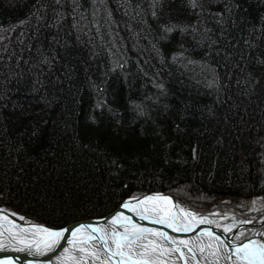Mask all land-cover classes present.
Here are the masks:
<instances>
[{
    "label": "trees",
    "instance_id": "obj_1",
    "mask_svg": "<svg viewBox=\"0 0 264 264\" xmlns=\"http://www.w3.org/2000/svg\"><path fill=\"white\" fill-rule=\"evenodd\" d=\"M195 4L0 0L13 24L0 32V204L57 227L134 191L206 203L252 189L245 127L264 139V46L248 66L231 43L264 36V0Z\"/></svg>",
    "mask_w": 264,
    "mask_h": 264
},
{
    "label": "snow or ice",
    "instance_id": "obj_2",
    "mask_svg": "<svg viewBox=\"0 0 264 264\" xmlns=\"http://www.w3.org/2000/svg\"><path fill=\"white\" fill-rule=\"evenodd\" d=\"M189 4L196 7L195 0H189ZM163 27L166 33H171L176 28L181 32L186 30L178 24ZM175 55L182 56V53ZM257 200L258 198L253 199V207L256 206ZM120 207L130 209L142 219H156L159 223L175 228L176 231H189L200 222L207 221L209 224H217V227L223 228L224 232L230 233L232 228L241 223L233 217L231 223L220 224L216 220L208 219L207 216L183 207L176 212L178 205L172 203L171 197L161 193L128 197L123 200ZM261 207L264 208V204ZM180 214H183V218ZM224 218L222 216L220 219ZM260 219L264 220V216ZM3 221H7L9 227L7 229L0 227V248L24 250L25 246H28L35 248L37 252L50 251L60 243L66 231L63 227H46L44 224H28L20 227L14 220L5 216L3 210H0V222ZM117 225L120 227L118 228ZM70 233L67 246L57 257L60 264H174L172 253H179L185 264H189L188 254L192 253L194 264H201V261L195 257L194 247L199 249L201 259L208 258L209 264H223L225 258L230 264H264V238L256 236V229L236 232L229 247L210 228H203L197 233L198 243L189 247V244L193 243L189 239L174 237L162 229L139 224L131 216L117 210L108 218V223L105 225L78 223L71 227ZM260 235L264 237V231ZM14 260L12 256H0V264H14Z\"/></svg>",
    "mask_w": 264,
    "mask_h": 264
},
{
    "label": "rangeland",
    "instance_id": "obj_3",
    "mask_svg": "<svg viewBox=\"0 0 264 264\" xmlns=\"http://www.w3.org/2000/svg\"><path fill=\"white\" fill-rule=\"evenodd\" d=\"M240 4V3H239ZM120 12H124V9H120ZM116 13H106V16H111L110 19L114 20V15ZM217 16H225L224 14H219ZM236 16V15H235ZM235 19V18H234ZM81 20V19H80ZM13 24H3L2 26H0V32H7V30H9V28H11ZM72 27H74V25L72 24ZM242 32H238L235 35V38H237L236 40H233V42L231 43L232 48L235 50H242L241 53L245 54L247 56V59H249V63H246V65H251L256 63V61H254L253 59L256 58V52L258 48H262L264 46V40H263V35L259 34L258 36L254 34H249L247 37L245 36H240ZM207 34V33H206ZM209 35V34H207ZM261 36V37H259ZM237 41V43H236ZM244 51V52H243ZM189 50L184 47L182 51L178 52V53H182L183 57H179V58H186V54L188 53ZM172 54H176L175 52L170 53ZM197 63V64H196ZM205 62H202V66H200V73L199 75H204L207 72V66L204 64ZM196 64V68L198 67V65L200 64V62L195 61ZM206 66V67H205ZM115 67L113 66V69ZM192 72V71H190ZM246 72V71H245ZM207 75V74H206ZM245 132L246 135L245 137L248 138L247 140H249L248 143L255 145V148H252L253 146H251V148H249V152H247L246 154H250L251 157H249V162L247 161V172L249 173L248 175L253 179V185L251 184L252 189L248 192H244V191H238L239 193H231L230 191L224 192L222 194V196L225 197H220V198H216V199H209L207 200L206 203H204L206 199H191L188 196H186V194L184 192H182V190L180 191L179 189H172L171 192L167 191L166 189H153V190H149L146 192H131L128 193L126 195H124L121 199H126L128 197H132V195H143V194H147L150 192H161V193H165L169 196H174L182 205L191 208V210H194L196 212H198V209L201 210L200 214L207 216L208 219H212V220H216L218 221L220 224H224L226 222L231 223L233 220V217L235 218V220L241 221L240 224H237V226L235 228L231 229L230 233H226V235L235 238V233L236 232H241L244 229H256V235L260 234L262 231H264V220H261L260 217L264 216V208L261 207L262 204H264V186H262L261 188H259V185L264 183V178L261 179L260 174H262L260 172V168L264 169V139H261V136H259V129H255V127L253 128L252 123H248L247 126L245 127ZM253 142H250V141ZM241 154V153H240ZM255 158H254V157ZM253 158V160L251 159ZM259 160H263L262 164L260 163ZM261 176L264 177V174H262ZM259 182V185H258ZM257 185V186H256ZM176 195V196H175ZM236 196V197H233ZM178 197V198H177ZM254 198H258L257 200V204L255 207H253L252 201ZM120 199V200H121ZM120 202V201H119ZM117 208V206H115L112 210L108 211L107 213L100 215V216H91V217H85V218H80L74 221H78V220H86V219H91V218H97V217H103L111 212H113L115 209ZM0 210H3L5 212L10 213L16 221H21L24 222L26 220H31L33 221L34 219H29L28 217H26L23 213H21L20 211L14 209V208H7L4 207L2 204H0ZM199 213V212H198ZM226 213H231L232 215L227 216L225 215ZM222 216H224V219H220ZM38 223L44 224L46 227H51L49 224H47L46 222L40 221V220H34ZM141 221V220H140ZM247 221H252L251 223H246ZM73 222V221H71ZM71 222H68L66 224H69ZM213 225H216L215 223H212ZM223 229V228H221Z\"/></svg>",
    "mask_w": 264,
    "mask_h": 264
},
{
    "label": "bare ground",
    "instance_id": "obj_4",
    "mask_svg": "<svg viewBox=\"0 0 264 264\" xmlns=\"http://www.w3.org/2000/svg\"><path fill=\"white\" fill-rule=\"evenodd\" d=\"M18 18L23 19L22 16H19ZM0 26H2V25H0ZM10 39L18 41L20 39V36L18 34H14V35L10 36ZM151 193H161V192H150V193L143 194V195H139V194L137 195L136 194V195H132V197H141L144 195H150ZM161 194L165 195V196H169L165 193H161ZM169 197H171L172 203H174L175 205H178V207L175 209L176 212H179L180 207L191 210V208L182 205L174 196H169ZM123 200H124V198L121 199L120 202H118L116 206L118 207L120 205V203L123 202ZM121 211L124 212L125 214L131 216L132 219L139 224H143V225H146L148 227H152V228H156V229H162L164 232H166L169 235L174 236V237H184V238L189 239L190 241L193 242V243L189 244V247H193V244L198 243L197 233L200 231V229L209 228V227H207L208 225L207 226L205 225V224H208L207 221H202L189 231H176L175 228H170V227H168L167 224L159 223L158 220H156V219H142L140 216L136 215V213L131 211L130 209H123L122 208ZM192 211H194V210H192ZM200 211L201 210L198 209L199 214H200ZM4 213H5V216L9 217L11 220H14L16 222V225H18L20 227H23V226L28 225V224H41V223H38L34 220L33 221L26 220L24 222L16 221L15 218L10 213L5 212V211H4ZM180 215H181V218H183V214H180ZM107 223H108V219L105 222L98 223V224L105 225ZM66 225L67 224L57 226V227H65ZM0 227L7 229L9 227V224L7 223V221H3V222H0ZM117 227L119 228L120 226L117 225ZM210 228H212L211 230L213 232H215L221 239H223L224 242L229 245V247H231V241L234 238L226 235V232H224V230L221 229V227H217L216 225L210 224ZM222 233H223V236H221ZM70 234L71 233L69 230L61 238L60 243L57 244L56 247L51 249L50 251L45 252V251L41 250L40 252H37L35 250V248H30L28 246H25L24 250H20L17 248L5 247V248H0V256H12V257H14L15 258L14 264H60V261L57 260V257H59L61 255L64 247L67 246L68 236ZM256 236L258 238H264L260 234H258ZM167 243L170 244V242H167ZM205 243H207L206 240H205ZM193 250H194V254H195L196 259L200 260L201 264H209V260L207 257H204L203 259H201V253H200L198 248L194 247ZM185 251H187V250L185 249ZM171 255H173V257H174V264H185V261L180 258L179 253H172ZM192 255H193L192 253L188 254L189 264H194V261L192 260ZM223 264H230V261H228L227 258H225L223 261Z\"/></svg>",
    "mask_w": 264,
    "mask_h": 264
},
{
    "label": "water",
    "instance_id": "obj_5",
    "mask_svg": "<svg viewBox=\"0 0 264 264\" xmlns=\"http://www.w3.org/2000/svg\"><path fill=\"white\" fill-rule=\"evenodd\" d=\"M121 204L122 203H120V205ZM120 205L113 212L109 213L108 215L103 216V218H104L103 220L98 219V218H101V217H97V218L86 219L84 221L83 220H78V221H74V222H71V223L67 224L65 227H63V228L66 229L65 233H67L71 229V227L75 226L78 223L98 224V223L105 222L113 213H115V211H117V210H120L121 211L122 208L120 207ZM205 225L206 226L208 225L207 227L210 228V224L209 223L208 224H205ZM212 228H210V229H212ZM221 236H223V233L221 234Z\"/></svg>",
    "mask_w": 264,
    "mask_h": 264
}]
</instances>
